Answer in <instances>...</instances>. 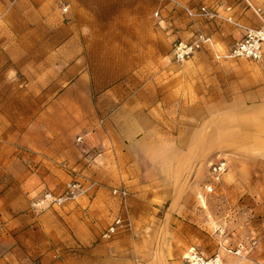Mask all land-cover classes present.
<instances>
[{"label":"rangeland","instance_id":"1","mask_svg":"<svg viewBox=\"0 0 264 264\" xmlns=\"http://www.w3.org/2000/svg\"><path fill=\"white\" fill-rule=\"evenodd\" d=\"M134 1L141 19L105 8L96 13L94 40L80 36L98 51L111 30L131 31L134 39L121 42L133 49L121 79L64 82L58 101L77 111L15 115L0 130V264H77L117 213L132 223L106 242L141 240L124 264H182L191 251L219 254L226 264H264V115L244 97L264 86V65L216 60L207 51L176 62L173 43L192 21L171 0H126L125 11ZM90 67L84 61L79 69ZM91 69L108 78L102 65ZM26 141L57 144L64 156ZM221 160L227 170L207 193L211 167ZM73 182L80 185L75 197L60 204L48 197H63ZM115 188H127V201Z\"/></svg>","mask_w":264,"mask_h":264},{"label":"crops","instance_id":"2","mask_svg":"<svg viewBox=\"0 0 264 264\" xmlns=\"http://www.w3.org/2000/svg\"><path fill=\"white\" fill-rule=\"evenodd\" d=\"M66 3L69 12L64 15L59 0H0V130H9L15 115L77 111V107L63 106L58 101L63 94L58 95L57 91L64 82L74 85L91 78L97 85L102 79L114 82L124 76L121 68L123 57L133 50L124 46L134 37L130 35L131 31L124 32L123 36L111 30L108 37L100 39L108 43L97 51L93 45L94 26L96 18H99L96 13L108 8L117 14L132 12L136 19H141L143 9L140 1L130 4L128 12L125 11L126 0H66ZM202 3L232 17L233 22L220 18L200 20L194 24L188 22L182 28L183 38L201 28L211 35L217 46L228 48L242 38L245 26L260 27L259 20L264 24V0H201L196 5ZM256 8L262 9L260 14ZM64 19L69 25H63ZM85 28L86 31H83ZM84 32L93 36L92 42L85 46L80 44V36ZM64 33L67 34L65 40ZM84 61L91 67H105L108 78H103L91 67L88 72H80V65ZM260 61L263 63L259 64L263 66L264 57ZM261 78L264 81L263 75ZM47 83H50L48 90ZM73 85L65 91H70ZM118 94L113 92L112 96L121 97ZM48 96L51 97L49 104L46 102ZM244 97L250 100L247 107L264 115V86L246 90ZM113 110V106L109 107L108 113ZM56 131L52 129L54 135ZM24 146L64 156L63 148L59 150L57 144L38 145L34 141H26ZM124 241L127 242L126 246ZM140 244V238L132 235L110 242L102 239L94 243L88 240V246L82 249L77 264H124L127 255L134 256L139 252Z\"/></svg>","mask_w":264,"mask_h":264},{"label":"built area","instance_id":"3","mask_svg":"<svg viewBox=\"0 0 264 264\" xmlns=\"http://www.w3.org/2000/svg\"><path fill=\"white\" fill-rule=\"evenodd\" d=\"M62 4L63 14L69 12V5L66 0H59ZM174 8H183L187 18L194 24L200 20H215L223 19L228 22H233L232 17L225 16L220 10L212 8L207 4L190 5L178 0H171ZM261 8H256L257 13H261ZM154 15L159 17L160 11L156 10ZM245 32L241 39L236 41L228 48H222L217 46V43L213 40L205 30L197 28L191 32V35L186 38H181L173 43L171 50V57L176 62H184L200 52H210L216 60H230L236 58H247L254 61H260L264 57V24L260 28H252L245 26ZM227 170V163L221 160L211 167L212 182L204 185L205 192H213L215 189V183L219 182ZM79 183H69L66 193L63 197H54L51 194L48 195L51 200L57 203H62L63 200L75 197L77 190L79 189ZM113 193L119 196L122 200L127 201L129 191L127 188H115ZM127 208V205H124ZM131 219L128 214L122 215L117 213L108 227L102 233V239L109 241L117 236L123 228L127 225H131ZM182 264H226L219 254L212 256H204L196 251H191L190 254L184 257Z\"/></svg>","mask_w":264,"mask_h":264}]
</instances>
